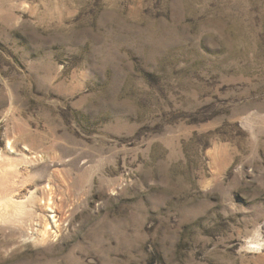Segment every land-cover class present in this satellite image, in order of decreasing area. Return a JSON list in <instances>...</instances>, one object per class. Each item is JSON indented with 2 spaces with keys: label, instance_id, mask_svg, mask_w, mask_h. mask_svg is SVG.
<instances>
[{
  "label": "rangeland",
  "instance_id": "374dc122",
  "mask_svg": "<svg viewBox=\"0 0 264 264\" xmlns=\"http://www.w3.org/2000/svg\"><path fill=\"white\" fill-rule=\"evenodd\" d=\"M0 169V264H264V0H0Z\"/></svg>",
  "mask_w": 264,
  "mask_h": 264
},
{
  "label": "bare ground",
  "instance_id": "6f19581e",
  "mask_svg": "<svg viewBox=\"0 0 264 264\" xmlns=\"http://www.w3.org/2000/svg\"><path fill=\"white\" fill-rule=\"evenodd\" d=\"M10 145V144H9ZM28 161V160H27ZM10 167V166H9ZM7 168V167H6ZM1 170V169H0ZM8 170V169H7ZM17 172V171H16ZM9 173V172H8ZM20 188V187H19ZM9 197V196H8ZM11 203L13 202V199H10L9 200ZM3 202V201H2ZM4 203V202H3ZM1 204V203H0ZM5 206V205H4ZM7 209V208H6ZM4 210V209H3ZM7 211V210H6ZM18 211V210H17ZM2 213H3V211H2ZM19 216V215H18ZM45 233H47V232H45ZM44 235V234H43ZM258 241H260V240H258ZM264 241V240H263ZM263 241H262V243H260V242H252L253 244H254V247L252 248V249H254V250H260V251H262V248H264V243H263ZM252 245V244H251ZM251 248V247H250Z\"/></svg>",
  "mask_w": 264,
  "mask_h": 264
}]
</instances>
